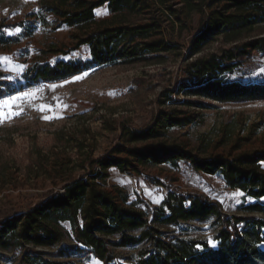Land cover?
<instances>
[{
    "label": "trees",
    "instance_id": "16d2710c",
    "mask_svg": "<svg viewBox=\"0 0 264 264\" xmlns=\"http://www.w3.org/2000/svg\"><path fill=\"white\" fill-rule=\"evenodd\" d=\"M105 5L109 16L99 19L97 9ZM40 6L44 22L47 15H53L59 25L74 27L76 46H89L92 58L84 63L36 62L20 85L6 80L0 72V99L91 67L161 64L169 54L179 51L188 60L187 80L179 89L187 96L223 104L264 101V82L227 79L252 51L264 50V30L256 34L264 28V0H41ZM3 27L0 25V46L17 43L22 35L33 33L30 28L20 36H9ZM186 34L192 36L184 50L181 41ZM219 39L224 45L210 51L209 46ZM183 104L211 106L191 98ZM184 113L178 108L161 109L152 126L141 130L124 126L123 143H145L165 136L171 127L191 124V117L181 116ZM230 137L228 132L220 143ZM79 145L82 149L83 143ZM199 149L205 153L208 146ZM123 152L128 155L118 156ZM180 160L197 171L220 175L230 188L257 200L246 210L264 214V151L201 158L161 142L129 149L120 145L97 158L90 153L80 164L84 174L66 176L65 183L57 190L50 189L46 199L1 221L0 250L19 257V264H75L70 248L86 249L104 264H122L117 262L118 249H136L137 264H264V217L229 215L219 201L178 189L169 190L160 205L144 209L137 200L129 201V195L119 187H114L115 192L106 187L111 168L134 174L141 173V166L164 162L176 166ZM87 162L89 167L85 168ZM212 220L218 229L216 247L171 228L182 222ZM65 241L72 244L66 246Z\"/></svg>",
    "mask_w": 264,
    "mask_h": 264
},
{
    "label": "rangeland",
    "instance_id": "374dc122",
    "mask_svg": "<svg viewBox=\"0 0 264 264\" xmlns=\"http://www.w3.org/2000/svg\"><path fill=\"white\" fill-rule=\"evenodd\" d=\"M40 1L0 0V25L4 26L3 31L7 35L20 36L33 29L31 36L22 35L19 42L0 46V72L16 85L24 82L27 69L36 62L52 65L60 60L84 63L92 58L89 46H76L74 27L59 25L53 15H47L44 22ZM96 15L99 19L108 17V8L98 9ZM263 30V27L259 28L256 34ZM192 35L181 41L185 45L184 50L189 48ZM223 45L219 39L209 46V50H218ZM4 57L8 59H2ZM187 62L179 51H174L161 64L91 67L70 78L43 82L10 95L39 90L35 98L22 99L13 106V110L20 111V115L0 123V222L46 199L50 189L57 190L65 183L66 176L84 174L85 169L80 164L90 153L97 158L120 145L129 149L156 142L186 150L201 158H230L242 153L264 151V101L223 104L187 96L179 90L180 83L187 80ZM262 69L264 50H254L228 74L227 79L261 83L264 82ZM83 74H86L83 79L73 80V77ZM52 85L57 87L53 89ZM169 96L172 99L168 100ZM190 98L211 106L199 108L183 104ZM163 99L166 100L164 104L161 103ZM41 104L52 105L54 111H38L36 106ZM57 104L67 107H56ZM172 108L184 110L181 116L191 117L192 123L171 127L159 139L135 145L123 143L124 126L131 130L145 129L156 122L161 109ZM44 115L59 118L45 120L41 118ZM228 132L231 137L221 144V139ZM203 145L208 146L205 153L199 149ZM127 155L128 152H123L118 156ZM88 167L87 162L85 168ZM140 170L141 173L128 174L111 168L107 189L115 192L114 187H119L129 195V201L137 200L144 209L160 205L169 190L178 189L219 201L223 212L229 215L264 217V214L246 210V206L256 202V199L230 188L220 175L197 171L184 160L176 166L164 162L141 166ZM213 221L182 222L180 226L171 228L187 238L216 247L218 229ZM63 244L72 243L65 241ZM38 250L55 252L57 248ZM69 252L75 264H104L86 249L70 248ZM117 256L119 263L137 264L136 249H118ZM0 264H19V257L10 251L0 250Z\"/></svg>",
    "mask_w": 264,
    "mask_h": 264
},
{
    "label": "snow or ice",
    "instance_id": "6c2138e0",
    "mask_svg": "<svg viewBox=\"0 0 264 264\" xmlns=\"http://www.w3.org/2000/svg\"><path fill=\"white\" fill-rule=\"evenodd\" d=\"M99 14V13H98ZM17 32L20 31V29H16ZM2 59L7 60V57H4ZM264 71V69H262ZM84 75L81 76H75L73 77V80H80L83 79ZM64 83H68V81H65ZM53 89L57 87V85L50 86ZM39 90H33L32 92H25V93H19L16 96H10L7 99L0 100V123H2L6 119H11L14 116L20 115V111L13 110V106L17 105V102L21 101L22 99H33L36 97V94ZM58 100V98H55ZM38 111H54L52 105L50 104H41L36 106ZM56 107H67V105L57 104ZM42 119L49 120L53 118H59V116H53V115H44L41 117Z\"/></svg>",
    "mask_w": 264,
    "mask_h": 264
},
{
    "label": "crops",
    "instance_id": "0c3cea01",
    "mask_svg": "<svg viewBox=\"0 0 264 264\" xmlns=\"http://www.w3.org/2000/svg\"><path fill=\"white\" fill-rule=\"evenodd\" d=\"M102 7H107V6L105 5V6H102ZM102 7H100V8H102ZM100 8H98V9H100ZM98 9H97V10H98Z\"/></svg>",
    "mask_w": 264,
    "mask_h": 264
}]
</instances>
